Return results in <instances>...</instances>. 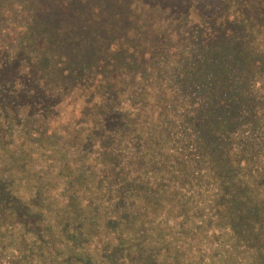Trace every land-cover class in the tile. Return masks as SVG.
Returning <instances> with one entry per match:
<instances>
[{"label": "trees", "instance_id": "16d2710c", "mask_svg": "<svg viewBox=\"0 0 264 264\" xmlns=\"http://www.w3.org/2000/svg\"><path fill=\"white\" fill-rule=\"evenodd\" d=\"M128 1L90 0L79 8V1L72 0L81 13L87 5L94 6L97 17L93 23L79 16L58 18L57 33H46L42 23L37 32V20H25L27 45L7 70H0V100L10 98L18 112L26 102L32 112L39 110L42 119L37 128L50 122L48 134L68 136L66 122L77 119L74 139L66 141L75 145L69 149L71 154L77 159L79 145L87 142L98 157L90 159L79 183L63 178V166L55 162L49 178L52 211L48 215L47 209L39 207L44 193L35 181L22 185L37 193L6 199L7 206L0 212V264H264V211L248 210L251 194L252 203H257L256 192L264 190V2L223 0L215 5L214 0H172V13L183 14L182 19L196 5L190 23L201 37L200 61L185 64V77L177 75L181 84L187 77L191 85L189 90L182 88V97L190 92L206 95L194 104L181 100L172 104L167 92L159 98L149 96L139 118L154 115L159 123L165 115L166 130L160 127L155 136L133 140L130 129L137 126L128 98L134 89H123L120 81L135 80L136 71L148 75L157 62L151 29L157 16L154 7L164 0H135L137 5ZM66 5V1L61 4V13L68 11ZM20 14L30 16L24 9ZM72 30L77 32L70 36ZM186 37L193 39L190 32ZM186 37L172 38L168 57L183 62L181 56L186 55L178 52L189 44ZM226 43L229 56L224 52ZM21 62L29 65L18 73ZM170 67L182 73V66L171 63ZM165 76H170L167 83L173 87L169 71L155 76L157 84L166 83ZM13 78L23 85L15 96L13 88L7 87ZM126 144L129 149L122 147ZM211 150L214 157L208 155ZM66 154L67 149L60 153L63 161L69 160ZM224 156L243 166L233 167L229 182L216 172V168H230L222 161ZM249 171L255 174L250 180L258 181L254 190L253 185L242 183ZM4 187L0 185L1 198L9 193ZM71 196L76 214L90 210L91 216L73 224L63 219L47 241L46 227L57 207L53 205L68 206ZM216 196L223 198L220 204L213 202ZM110 216L111 228L106 223ZM238 224L240 228H235ZM70 232L74 239L67 241ZM15 233L17 239L22 235L19 241L25 245L9 246Z\"/></svg>", "mask_w": 264, "mask_h": 264}, {"label": "rangeland", "instance_id": "374dc122", "mask_svg": "<svg viewBox=\"0 0 264 264\" xmlns=\"http://www.w3.org/2000/svg\"><path fill=\"white\" fill-rule=\"evenodd\" d=\"M64 1H66L68 4L66 5L68 11L66 13H61L59 11V8L61 4L64 3ZM64 1L63 0H0V70L3 69L7 70L11 62H13L18 56V52L24 46V44L27 45V40H26L27 35L23 34V27L25 20H31L35 22L37 20V22L39 23V27H36V31L43 24L42 27L44 31H46V33H49V31L53 32L55 30L57 33V24L60 25L58 18H64V17L75 18L79 16L80 18H84L86 21L93 23V21L97 17L95 13L93 14L94 6L92 7L90 5L88 7L87 5L83 13H81L77 10V3L72 2V0H64ZM78 1H79L78 5L80 8L82 5H85L87 1L90 0H78ZM134 1L135 0H129L128 4L137 5L134 3ZM222 1L223 0H214L213 4L216 5L218 3V5H220ZM258 1L264 2L263 0H258ZM173 4L174 3L172 2V0H164V2H162V5L157 4L154 7L157 16H156V20H154L152 23L153 26L151 29V33L153 35L152 38H154L153 41L154 49L158 50L157 62L150 66L148 75L146 76L141 75L139 71H136L137 74H135L134 76L135 80L127 79L124 80V82L120 81L123 89L124 86H127L129 90L132 88L134 89V91L131 93V95L128 98V100L131 102L129 104L133 108V112H135L134 121L136 122V126H137V127H132L130 129V131L135 135L133 137V140H137L139 136L150 137L151 134L152 136H155L156 129L160 127H164V129L166 130L167 117L165 115L163 117L164 119L159 123L157 122L158 117L154 115L146 116L145 120L142 117L139 118L141 109L145 107L149 96L159 98L162 96V93L167 92L168 98H172L169 99L168 101L172 104L178 103L179 102L178 100H181L182 104L183 101H187L190 104H194L198 101V97L201 94L206 95L205 91H203L200 94L190 92L188 96L182 97L183 89L187 88L186 90H189L191 89V85H189V82L187 81V77L182 79V84H181V80L179 77H177V75H181L185 77L187 73L186 65H189L191 63L197 65V62L200 61L201 53L199 49L200 48L199 41L201 37L199 32L196 33V31H198L199 29L193 32L194 28H192L193 26L190 23L192 21L191 19L193 18L194 7L196 5L192 4L193 8L192 10L189 11L191 13L189 15L187 14L185 18L182 19L180 17H183L184 16L183 14L179 13L180 17H178L172 13L173 12L172 7L174 6ZM17 6H19L20 8L19 9L16 8ZM13 9H15L16 12H13L12 11ZM23 9L24 11H26L27 14L30 13V16L28 15L22 16L20 13L23 12ZM10 12L13 13L11 14ZM132 23L136 24V20L134 18H132ZM228 30H232V29L228 28ZM130 31L131 30H126V32H130ZM75 32H77V30L70 31V36L74 35ZM188 32H190L191 35L193 36L192 40H189L186 37V35H188ZM175 35L180 36V38L186 37V39L189 41V44L184 45V47L180 48L178 52L179 53L178 56H181L183 54L186 55L184 57L181 56L183 58V62L179 61V57L173 59L171 57H168L167 55V53H169V51L172 49L170 42L172 41V38ZM229 36H231L230 33H228L227 37ZM146 41L148 40L146 39ZM167 47L170 50L166 51ZM27 50L32 51L29 50L28 48ZM229 50H230V45L226 43L224 52L228 51L227 56H229L230 54ZM159 51H162L164 53L163 56H160ZM219 53H221V50H219ZM187 58L190 61L186 62L185 59ZM171 63L182 66L183 67L182 73L172 72L170 67ZM27 65H29L27 62H21L19 67L22 66V68L18 70V73L24 70L25 66ZM164 71H169L170 74H172L171 81L174 84L173 87L172 85L167 83V79L170 76H165L164 82L166 83L158 82L157 84L158 78H155V76L162 75ZM103 74L105 75L104 71ZM130 76L128 77L130 78ZM191 76L201 80L199 75L198 76L191 75ZM121 77H123V75H121ZM142 78L144 79V84L143 85L140 84L141 85L140 86L139 81ZM13 80L14 78L11 80L9 84H7V87L13 88V92H11V94L15 96L17 92L22 89L23 85H18V83L14 82ZM246 80L248 81V79ZM2 86H0V88ZM247 91H250L249 87L247 88ZM4 98L5 97H2L0 100V185L2 184L3 186H5L6 191L9 193L5 192L7 196L1 198V195L4 193L0 191V212L3 208L2 206L6 205L7 198L30 197L33 193H37V192H31V188L27 189L28 187L22 185V183L24 185L26 184L31 185L30 183L35 181L38 183L39 191L41 193H44V195L41 197L39 207H41L43 211L44 209L45 210L47 209L45 215H48L49 212L52 211V209H50L51 207L50 201H48V198L50 197L49 194H51V192H49V189L51 188V186H49V182H50L49 178H50V174L53 171L52 169L55 165V162H57L58 166L59 165L63 166L64 175L61 174L63 178L67 179L69 183L70 182L79 183L83 181V178L89 169V165L91 164L90 159L92 158L97 159L98 157L94 156L95 152L92 151V149L90 148L91 146L88 145L87 142L86 143L83 142L79 145V149L77 151L78 154L77 159L73 154H71L72 151L69 149L70 147L75 148V145L67 144L66 141L67 142L73 141L74 139L73 134L77 130V128L75 127L78 124L77 119H69L66 122L65 129L69 132L68 136L65 137L60 135L58 136L57 133L48 134V129H49L48 125L50 124V122H44V124L40 128H37V122L42 119L38 115L39 110H35L32 112L31 111L32 106L26 102V104L22 105L23 111L18 112L16 110H13L11 99L10 98L4 99ZM37 102L38 101L35 100V105ZM110 103L113 105L117 102L111 101ZM98 113L99 112H97L96 115ZM10 120L12 122L8 123ZM138 122H140L142 125L138 126ZM140 126L145 130V132L141 131V128H139ZM4 130H6V132H4ZM240 131L241 129L237 130L235 137H239ZM252 133H254V131L250 129V134ZM168 135L169 136L171 135L170 129L168 130ZM122 147L129 149L130 146L129 144H126V145H122ZM66 149L68 150V154L65 155V158L68 157L69 160L65 159V161H63V158L60 156V153H63V151H65ZM76 150L77 147L75 151ZM208 155L209 157H214V150L209 151ZM215 160L218 161V158H215ZM222 161H225L224 164H227L230 168L225 170H223L222 168H216L217 169L216 172H219V176L225 177L227 182H229L228 177L230 178V176L234 173L232 172L233 167L238 169V168H242L243 166L240 165L238 160L236 162L227 161L225 156L222 158ZM62 162L66 163L67 165L64 166ZM217 165L220 166V164ZM46 166L48 167L46 168ZM68 167H70V169H68ZM152 168L154 169V166H152ZM92 169H93V165H91V170ZM92 173H94V170L92 171ZM90 174L88 176H90ZM253 175L255 174L249 171L248 177L242 182L243 184L247 182L253 185V187L251 188L252 190H254L258 185L257 179L254 178L253 180H250L249 177ZM240 184L241 182H237V183L235 182L234 185L236 186ZM19 189H21V191H19ZM256 194L258 195L257 203L255 201H253L252 203L253 195L251 194V200H250V204H248L249 205L248 210H250L251 212L264 211V190L263 193L259 194L256 192ZM70 201L73 202H70L68 206H62V205L59 206L57 202H55V204L53 205V209L55 208V206L57 207L55 209V215L53 216V222L48 226V228L46 227L47 241H50L53 234L57 232L56 230H58L59 224L62 223L63 219L66 220L68 219L69 224H73L75 220H80L84 215L91 216L90 210H86V212L83 211V214L81 216L76 214L77 206L75 207L76 201H74L73 196L70 197ZM222 201L223 198L217 196L213 200L215 204H220ZM251 204L252 206L250 207ZM106 223H108L109 228L113 227L114 222L112 221L111 216L107 219ZM86 224L87 223L81 226L75 225V227L78 226L83 227ZM240 226L241 224L235 225V228H240ZM44 228L45 227H42L41 230H43ZM93 229L99 231L98 227H93ZM18 236L19 235L15 233L10 237L12 241L9 244L10 247L15 248V246L18 244L25 245V243L19 241L22 238V235H20V238L17 239ZM59 238L60 237L55 239L56 244L58 243ZM65 238H67L66 239L67 241L73 240L74 239L73 233L72 232L68 233ZM43 239H44L43 241L45 242V238ZM199 250L201 251V248ZM125 255L126 257H128L129 253H126Z\"/></svg>", "mask_w": 264, "mask_h": 264}]
</instances>
